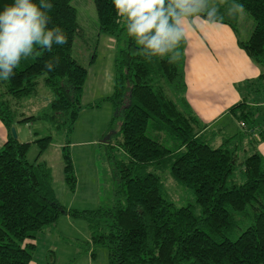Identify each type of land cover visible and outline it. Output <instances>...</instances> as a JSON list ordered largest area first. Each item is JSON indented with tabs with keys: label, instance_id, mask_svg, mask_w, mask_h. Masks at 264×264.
Returning a JSON list of instances; mask_svg holds the SVG:
<instances>
[{
	"label": "trees",
	"instance_id": "trees-1",
	"mask_svg": "<svg viewBox=\"0 0 264 264\" xmlns=\"http://www.w3.org/2000/svg\"><path fill=\"white\" fill-rule=\"evenodd\" d=\"M231 1L253 21L249 38L238 45L264 68V0ZM12 2L0 0V10ZM51 2L49 27L58 26L67 44L53 45L51 52L34 45V54L21 58L12 78H0V121L8 134L0 149V264H30L33 241L52 230L61 215L87 223L85 251L93 256L95 249H106L108 264H264V157L256 151L255 139H248L251 134H234L212 147V138L203 132L207 125L185 99V39L175 49L179 53L175 62H169L171 53L146 59L141 46L127 35L113 0H92L99 33L116 40L113 91L88 105L94 108L104 100L113 108L102 138L109 137L101 140L110 154L112 202L77 211L58 201L51 169L40 161L52 137L33 142L38 154L29 161L31 144L13 138L10 131L16 123L41 120L63 136L64 182L69 192L74 190L68 139L79 113L86 109L80 99L87 69L72 55L74 40L82 38L74 7L70 0ZM198 17L209 21L206 13ZM215 19L235 29V21L216 12ZM54 57L59 64L47 72L43 65ZM39 76H44L52 99L39 115L21 118L18 101L36 94ZM263 77L256 80L262 91L255 82L248 88L257 90L264 101ZM230 113L250 130L256 126L257 111L247 104L233 106ZM245 139L251 149L243 148ZM112 148L120 149L124 158L116 159ZM165 176L184 187L194 205L175 207L167 199Z\"/></svg>",
	"mask_w": 264,
	"mask_h": 264
},
{
	"label": "rangeland",
	"instance_id": "rangeland-1",
	"mask_svg": "<svg viewBox=\"0 0 264 264\" xmlns=\"http://www.w3.org/2000/svg\"><path fill=\"white\" fill-rule=\"evenodd\" d=\"M207 3L209 9H214L215 12L221 16L227 17L233 22L235 21L241 37H244V31H249L250 33L253 21L237 4L231 0H207ZM70 4L76 11V20L81 28L82 36V38H76L74 40L72 55L81 65L86 67L87 72L88 69L94 71L98 66L99 56L101 55L102 50H100V45L98 44V22L93 2L92 0H70ZM92 56L94 57L91 61ZM78 57H80V59H78ZM93 62H95L94 68ZM112 69L114 71L113 65ZM43 79L44 76L38 77L39 85L35 95L18 101L21 105V109L18 110L21 118L37 116L48 107L52 95L43 85ZM254 86L262 91L260 85L254 83ZM98 100L99 99L92 101L91 104ZM85 101L86 99H80L82 105L86 103ZM109 103L110 102L107 103V101L102 100L97 107H94L99 109L93 110L90 109L91 107H88L89 104L83 106L86 109L79 114V117L75 122V129L79 130L80 133H72L69 136L68 152L76 179L74 190L72 192L67 190L68 203L72 202V210L92 211L101 205H109L112 202V194L114 190L112 179L113 174L107 159V156L110 154L107 152L105 144L101 143V140H104L107 134L104 138H102V134H100L102 129L109 126L113 118V108L111 111ZM12 104L14 103L12 102ZM251 109L257 111L260 115V110L262 108L253 109L251 107ZM263 119L264 116L257 120V125L263 133L256 131V134L248 136V139H255L254 146L256 151H259L260 149L258 148L260 145L264 144ZM240 128L243 129L242 127ZM14 129L16 139L20 142L22 140L18 134H28V139H34L35 137L40 139L45 136L52 137V142L48 146L45 154L43 153L41 156L40 161H45L47 163L51 169L54 182L58 183L63 169L61 145H64L65 143L64 137L49 130L47 124L41 120L16 123ZM90 129L98 135V142L93 145L79 144V142L86 141ZM109 133H111V131H109ZM243 133L247 134V131L243 130ZM148 135L151 136V134ZM211 135L212 134H209L210 137ZM225 137H227L225 134L220 136L214 135L211 139L210 145L212 147H217L222 143V140ZM244 143L246 144L243 147L245 150L248 148L251 149L252 146H250L251 144H247L246 139L244 140ZM166 144L167 142L165 145ZM112 153L118 160L124 158L120 149L112 148ZM247 153L249 155L252 152L249 150ZM37 154L38 148L35 144H32L28 151L27 159L33 161L37 157ZM241 154L242 151L240 152V156H243ZM261 155L264 157V153ZM237 179L239 182L243 181V178L239 173ZM164 187L167 192V199L170 200L175 207L179 208L187 205H194L193 196L184 187L177 185L167 176L164 178ZM64 218L65 219H61L62 221H60L58 225L56 223L52 230L50 229L51 234L48 238L41 237V242H38L39 244L33 253V259L38 261L39 264H108V253L106 249H95L93 256L85 251V245L89 241L87 223L83 219H73L69 216ZM46 241L51 243L49 249H46L42 245V243H45ZM50 252H52V254H50Z\"/></svg>",
	"mask_w": 264,
	"mask_h": 264
},
{
	"label": "crops",
	"instance_id": "crops-1",
	"mask_svg": "<svg viewBox=\"0 0 264 264\" xmlns=\"http://www.w3.org/2000/svg\"><path fill=\"white\" fill-rule=\"evenodd\" d=\"M183 23L185 24L184 39L186 41L184 50L185 99L194 115L207 125L203 132L208 136L212 134L211 138L214 135L244 134L243 130H246L247 134H256V131L263 133L257 125V120L264 116V101L259 99L257 90L253 93L252 89L248 88V84L255 82L258 85L256 80L264 75V68L256 65L238 45L239 41L243 42L249 38V31H244V37H241L236 24L235 29H233L227 24L209 22L198 16L192 18L190 24L187 21H183ZM97 38L102 52L99 56L98 66L94 71L88 69L81 96V99H86V103L81 104L82 106L91 104L92 101L101 99V97H107L113 91L114 71L112 65L116 52V40L113 37L100 34L99 31ZM78 58L80 59V57ZM93 64L94 68L95 62ZM239 103L247 104L248 108H262L260 115L257 113L255 116L256 126L252 130L243 126L230 113V109ZM109 106L112 111L110 103ZM83 111L85 109L79 114ZM75 125L72 133L79 134L80 131L75 129ZM107 128L102 129L100 134L103 135ZM7 135L6 128L0 121V149L5 143ZM18 135L22 140L21 142H27L31 145L38 139V137L28 139V134ZM87 138L86 141L79 142V144L93 145L98 142V135L92 129L89 130ZM245 145L244 143L243 147ZM258 149H260V154H263L264 144L260 145ZM52 187L58 201L67 210H72V202L68 203L63 169L58 183L54 182L52 177ZM64 217L68 216L61 215L56 222L57 225L62 221L61 219H65ZM50 234L49 229L39 234L33 241L36 248L38 242H41V237L48 238ZM50 244L49 241L42 243L46 249L51 247ZM30 264H39V262L32 259Z\"/></svg>",
	"mask_w": 264,
	"mask_h": 264
},
{
	"label": "clouds",
	"instance_id": "clouds-1",
	"mask_svg": "<svg viewBox=\"0 0 264 264\" xmlns=\"http://www.w3.org/2000/svg\"><path fill=\"white\" fill-rule=\"evenodd\" d=\"M118 17L124 18L126 31L134 39L146 59L171 53L169 62H175V51L185 35V24L206 13L210 22L215 10L208 8L207 0H113ZM53 9L51 0H13L0 10V78L10 79L22 57L34 54V45L51 52L53 45L67 44L66 34L58 27H49ZM58 58L44 63L43 69L52 72Z\"/></svg>",
	"mask_w": 264,
	"mask_h": 264
},
{
	"label": "water",
	"instance_id": "water-1",
	"mask_svg": "<svg viewBox=\"0 0 264 264\" xmlns=\"http://www.w3.org/2000/svg\"><path fill=\"white\" fill-rule=\"evenodd\" d=\"M10 131H11V135H12V137L16 139V134H15L14 126L10 129ZM109 135H110V134H109ZM108 137H109V136H107L105 139H107ZM105 139H104V140H105ZM104 140H103V141H104Z\"/></svg>",
	"mask_w": 264,
	"mask_h": 264
}]
</instances>
